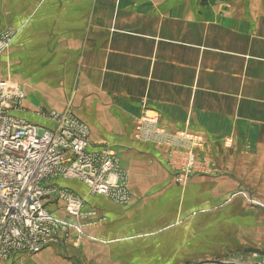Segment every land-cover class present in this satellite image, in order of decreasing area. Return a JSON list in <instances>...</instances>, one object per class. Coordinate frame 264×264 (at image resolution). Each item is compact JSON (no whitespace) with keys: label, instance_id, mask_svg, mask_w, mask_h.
<instances>
[{"label":"crops","instance_id":"0c3cea01","mask_svg":"<svg viewBox=\"0 0 264 264\" xmlns=\"http://www.w3.org/2000/svg\"><path fill=\"white\" fill-rule=\"evenodd\" d=\"M39 1L0 0L5 24L23 33L0 65L28 61L27 43L71 59L90 113L123 140L110 146L132 197L116 205L77 182L95 212L83 237L1 264H183L178 252L210 228L264 251V0ZM142 118L181 143L138 140ZM190 157L183 184L158 177Z\"/></svg>","mask_w":264,"mask_h":264},{"label":"built area","instance_id":"2783aa9c","mask_svg":"<svg viewBox=\"0 0 264 264\" xmlns=\"http://www.w3.org/2000/svg\"><path fill=\"white\" fill-rule=\"evenodd\" d=\"M16 35L11 30L0 33V56ZM24 99L16 84L0 79V264L60 241L56 234L67 225L47 208L49 201L58 202L72 219L94 216L86 209V200L59 186L60 181L79 182L88 196H102L120 206L132 197L128 174L112 146L92 143L87 126L75 115L29 112ZM156 125L155 118H142L137 139L181 143L182 138L169 136ZM192 162L190 157L188 169ZM187 177L177 174L175 181L183 183Z\"/></svg>","mask_w":264,"mask_h":264},{"label":"rangeland","instance_id":"374dc122","mask_svg":"<svg viewBox=\"0 0 264 264\" xmlns=\"http://www.w3.org/2000/svg\"><path fill=\"white\" fill-rule=\"evenodd\" d=\"M43 1L44 0H40L39 3ZM2 8L7 7L3 6ZM2 15L3 13L1 12L0 33L4 30H11L17 32V35L14 36L12 42L0 56V61L2 57H7L8 52L11 48L19 44V42L17 41H19L21 35H23L22 30L19 31L20 28L13 29L10 25L5 24ZM30 25L31 24L29 22V26ZM33 38V36H30L29 38L24 39L32 40ZM27 44L28 45H26L25 51L19 52V54H25V52H27V54L29 55L28 58H30L28 61H23V63L18 66H16V64L14 63L11 67H7V61H3L4 64L0 65V79L11 81L23 91L25 95V99L23 101L24 108L32 112L40 110L46 112L55 111L62 114L71 113L87 126L89 131V139L91 141L100 144L106 143L107 145L123 144V140L121 138H114L112 136V133H110V131L112 130L110 128V125H101L100 123L96 122L95 116L90 113L88 108V92L76 90V87L78 85V83H76L78 82V75L74 73V62L71 61V59L64 58L63 55L57 58L56 52L53 51H49L46 54L42 55L39 47L40 44ZM58 63H60L61 65L60 68L57 66ZM46 65L49 66L50 69L47 70V67L43 68ZM106 134L108 135V137L106 136ZM134 135L135 132H133L132 134L133 140L135 139ZM168 168L169 172H167V170L165 169H162L163 171L161 170L160 174H157L158 177L175 179L176 175L173 173L174 170L171 171L170 165L168 166ZM191 171V168L188 169L187 165L185 166V164H183L180 170H176V174H187L188 177L186 179H188L189 175L192 174ZM62 186L81 193L80 189L76 187L80 186L76 181H63ZM82 194L84 195V193ZM130 202L125 205H129ZM209 205L213 207L216 206V204L214 203H209ZM47 208L57 219L60 220V222L67 225V227L58 230V233L56 234V237L60 238V241L57 243L59 245H61L62 243L63 246H70V244L72 246V244L76 242L80 237H83L82 233L80 234L76 229H80L81 232L82 229L87 228L94 222V219H92L93 216H90L89 218L87 217L86 219L70 218L62 209L60 204L56 201H49L47 204ZM205 221L207 222V220ZM209 221L213 222L214 220L210 219ZM197 222L198 227L202 224L204 225V222L201 223L200 219ZM215 231V229L210 228L208 230V235H200L195 233L192 234L191 237L194 244V250L190 252L177 251L178 255L182 256L183 264H196L200 261H204L205 259L219 261H247L253 264H264V251L249 248H239L240 244L246 240L242 236L231 235L221 237L218 236ZM187 236L190 238L189 235ZM205 244H208L209 246L207 254L204 251H197L199 249V246H204ZM24 258H21L19 260L24 261L25 259L27 260L31 257L25 259ZM17 262H14L13 264H16Z\"/></svg>","mask_w":264,"mask_h":264},{"label":"water","instance_id":"95a60500","mask_svg":"<svg viewBox=\"0 0 264 264\" xmlns=\"http://www.w3.org/2000/svg\"><path fill=\"white\" fill-rule=\"evenodd\" d=\"M196 264H253L251 262L247 261H234V260H229V261H219V260H211V261H202L198 262Z\"/></svg>","mask_w":264,"mask_h":264}]
</instances>
